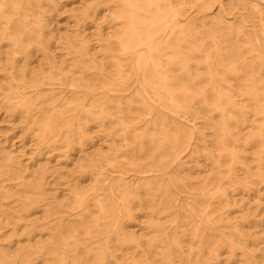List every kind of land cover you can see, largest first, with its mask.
<instances>
[{"label":"bare ground","instance_id":"obj_1","mask_svg":"<svg viewBox=\"0 0 264 264\" xmlns=\"http://www.w3.org/2000/svg\"><path fill=\"white\" fill-rule=\"evenodd\" d=\"M53 2L0 0V64L4 54L9 67L3 71L13 83L8 102L33 118L43 142L53 139L68 147L74 144L73 136L90 138L91 120H115L117 126L104 131L109 136L119 131L133 155L128 160L131 169L125 171L101 149L91 157L92 174L103 184L93 187L91 194L76 191L68 213L78 209L82 217H92L84 231L92 246L78 238L86 228L83 221L77 226L62 222L57 226L59 240L50 241L49 247L26 246L21 264H33L31 256L45 250L58 264H89L90 256L97 264H108L115 258L112 241L141 251L140 260L127 255L129 264L152 263L148 254L162 259V264H216L225 248L231 255L240 252L246 264H259L246 233L228 212L231 192L264 184V0H93L90 6L97 15L118 9L111 20L119 28L98 48L78 34L66 37L63 53H56L53 38L47 37ZM255 21L258 29L248 31L247 23ZM35 50L51 73L32 70L36 80H29ZM71 60L81 72L96 74L99 85L81 77L65 84L74 93L70 97L56 88L52 94L41 92L46 80L53 84L66 74L64 64ZM108 64L114 68L112 74L107 73ZM30 88L34 91H27ZM111 91L120 94L111 97ZM34 112L42 115L38 118ZM253 147L255 165L247 161ZM0 159V198H8L3 183L19 177L20 165L11 153ZM202 161L208 163L210 174L205 175ZM108 164L117 169V177L105 175ZM130 170L135 174L128 175ZM243 173L247 175L242 179L238 174ZM194 176L207 177L191 188ZM42 185L24 184L38 193L25 202L24 214L40 207ZM144 190L153 205L144 207ZM180 193L188 195L185 202L178 203ZM137 204L152 216L160 210L181 214L182 224L170 234L167 226L150 220L149 228L158 234L143 247V241L122 225V220L134 218ZM64 206L52 208L49 216L63 212ZM232 226L235 230L227 235L225 230ZM186 236L192 241L188 249L183 245ZM19 262L0 250V264Z\"/></svg>","mask_w":264,"mask_h":264},{"label":"rangeland","instance_id":"obj_2","mask_svg":"<svg viewBox=\"0 0 264 264\" xmlns=\"http://www.w3.org/2000/svg\"><path fill=\"white\" fill-rule=\"evenodd\" d=\"M93 0H55L50 4L48 13V23L51 25L48 30L47 37H52V47L57 53H63L61 50L65 46L66 37H71L76 34L84 37L89 41L93 48H98L104 44V39L110 38V34L114 33L119 26L112 23L111 16L116 12L117 8L109 10H101L100 13L95 14L92 5ZM196 7H193L190 12H194ZM237 25L239 21L232 22ZM248 31L255 32L258 29L257 22H248L246 26ZM101 39V40H100ZM103 40V41H102ZM3 42L1 49L3 52L8 50ZM4 46V47H3ZM244 46L242 40V47ZM244 50V49H243ZM30 64V71L27 74L29 80H36L34 75L30 73L32 70L41 72L43 75H48L50 72V65L42 58L41 52L34 51ZM249 56V54H247ZM38 57V58H37ZM1 58L4 60L0 64V157L11 153L20 165L19 177L11 176L3 183L5 188L4 192H8L10 197L0 198V250L10 253L18 257L19 264L26 255V246L33 244L39 245L41 243L48 244L50 241H58L57 226L59 223H65L72 226H77L84 222L86 228L80 229L79 239L80 242L86 245L91 244V240L87 237L84 231L88 225L92 223V217L85 214L81 216L78 209L69 212L75 203L76 191H83L91 194L90 190L93 187L102 185L103 183L96 182L95 175L92 174L90 161L91 157L101 149L106 156L120 165V170L131 169L128 165V160L132 158L133 149L125 146L121 140L120 132L118 131L113 136H109L104 129H112L117 126V121L107 120L105 122L91 120L87 125V134L90 138L81 141L78 136H73L71 147L66 143L54 142L50 139L47 142L41 140L40 132L35 126L32 117H26L27 114L20 110H14V105H11L7 98L11 94L9 89L12 85L9 74L4 70V67H9L8 59L4 54ZM66 59L65 57H58V61ZM25 61L22 60L19 64L24 65ZM65 73L58 76L53 84L43 86L41 92L52 94L53 89L56 91H65L66 97L74 94L69 90L71 88L65 86L66 83L72 82L74 79L81 77L92 79L95 84L99 85V77L96 74H85L81 69L75 68L73 60L64 64ZM113 66L108 64L107 73H113ZM97 81V82H96ZM27 91H34L33 88ZM100 90L98 92H102ZM37 92H33V95ZM130 94V91H126ZM120 93L117 91L109 92L111 97H115ZM135 106V105H134ZM138 106V105H137ZM136 108V106H135ZM134 112L136 113L137 110ZM38 118L42 112L33 113ZM247 132V131H246ZM245 132V133H246ZM247 138V135H244ZM53 138V137H52ZM257 151V147H253L248 151L249 164L255 165L253 159V152ZM2 162V159H0ZM191 166L193 165L190 164ZM201 166L207 173L212 171L208 168V163L202 161ZM264 168V167H263ZM113 166L105 167L104 173L110 179L117 177L119 172L115 171ZM257 172L256 169L253 170ZM193 172H196L193 170ZM134 171H128V175H134ZM195 175H198L196 172ZM247 173L238 174L240 178H244ZM207 176H194L195 180L191 184V188L198 187V180ZM42 182L43 185V200L40 207L32 209L29 214L23 211L25 202L28 199L37 198L36 190L30 188L31 186H24V184H35ZM105 184V183H104ZM252 190H238L235 193L231 192V201L233 206L228 212L229 218L237 224L241 225L242 231L246 233L249 249L254 251L256 260L259 264H264V184L255 183ZM88 194V195H89ZM188 195L186 193L179 194L180 202H185ZM144 199V207L153 205L152 197L144 190L142 194ZM59 204L65 205L63 212L49 216L52 208H57ZM134 218L131 220H122V225L128 231L135 233V235L143 241V247H147L149 240L157 236V232L149 228L148 222L155 220L159 224L167 226L166 231L172 234L178 222L183 220L184 216H176L172 211L166 212L160 210L159 213L152 214L146 208L135 205ZM244 221H243V219ZM177 219V220H176ZM188 228V227H186ZM235 227H228L225 230L227 235L233 232ZM32 232V233H30ZM68 232L67 230L64 231ZM168 240V239H167ZM170 240V239H169ZM183 245L188 249L192 245L189 236L183 238ZM171 241V240H170ZM112 251L115 256L108 264H129L127 255L134 256L136 259H143V254L136 247H123L118 242L112 241ZM197 245V244H195ZM46 252L35 254L31 256L33 264H58L56 260ZM153 262L146 261L144 264H162L163 260H159L155 255L148 254ZM221 260L216 264H246L245 257L238 252L236 255H231L230 250L225 248L221 253ZM89 264H97L96 259L90 256L87 258ZM178 264H189L187 261L178 262Z\"/></svg>","mask_w":264,"mask_h":264}]
</instances>
